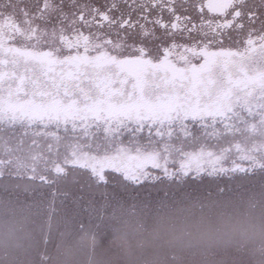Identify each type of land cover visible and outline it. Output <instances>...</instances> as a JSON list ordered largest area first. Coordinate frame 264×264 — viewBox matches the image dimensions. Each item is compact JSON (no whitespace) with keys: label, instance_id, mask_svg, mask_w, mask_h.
Listing matches in <instances>:
<instances>
[{"label":"snow or ice","instance_id":"snow-or-ice-1","mask_svg":"<svg viewBox=\"0 0 264 264\" xmlns=\"http://www.w3.org/2000/svg\"><path fill=\"white\" fill-rule=\"evenodd\" d=\"M262 14L264 0H35L22 27L0 12V191L55 212L79 204L74 191L223 194L264 179V158L240 147L264 132Z\"/></svg>","mask_w":264,"mask_h":264},{"label":"rangeland","instance_id":"rangeland-1","mask_svg":"<svg viewBox=\"0 0 264 264\" xmlns=\"http://www.w3.org/2000/svg\"><path fill=\"white\" fill-rule=\"evenodd\" d=\"M227 189L74 191L79 204L55 212L31 193L0 191V264H264V179Z\"/></svg>","mask_w":264,"mask_h":264},{"label":"flooded vegetation","instance_id":"flooded-vegetation-1","mask_svg":"<svg viewBox=\"0 0 264 264\" xmlns=\"http://www.w3.org/2000/svg\"><path fill=\"white\" fill-rule=\"evenodd\" d=\"M92 2H98V0H92ZM165 2H167V0H165ZM256 2L259 3L260 0H256ZM34 3H35V0H0V12L15 15L17 17V19L20 20L21 26L26 27V25H24V23H23V20H24L23 9L26 8L29 11H31L32 5ZM121 8L123 9V11L125 13L128 12V9L124 8L123 5H121ZM181 8H182V0H177V10L181 11ZM152 15L153 16L156 15L155 10L153 11ZM133 16L135 18V13L133 14ZM165 18L166 19L169 18L167 13H165ZM70 19H71V17H70ZM65 26L66 27L68 26L67 22H65ZM76 26H79V25H76ZM247 27H253V25H249L246 23V29H247ZM254 27H256L258 31L264 30V14L261 15L260 19L254 25ZM95 30L100 31L99 29H95ZM103 31L105 33H108V34H112L114 40L121 38L115 34L118 31V29H111V28L106 27L105 29H103ZM139 33H140V29H139V27H137L136 31L133 32L128 37V39L129 40L135 39V40L139 41L140 40ZM156 34L160 35L161 37L163 36V34L160 32L159 28H156ZM177 38H179V36ZM148 39L150 40L152 38L149 37ZM145 42H147V41H145ZM17 43L25 44L28 42L23 37H18ZM245 137L246 138H242L240 140L241 153L246 152L249 155L264 158V132L249 130V132H247L245 134ZM236 155H238V154L233 153L234 158ZM257 175H259V174H257ZM258 180H260V179H258Z\"/></svg>","mask_w":264,"mask_h":264}]
</instances>
